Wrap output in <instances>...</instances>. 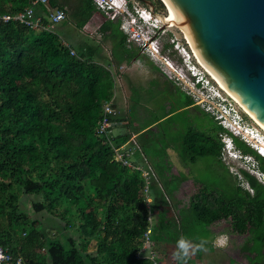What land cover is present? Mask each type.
<instances>
[{"label":"trees","instance_id":"obj_1","mask_svg":"<svg viewBox=\"0 0 264 264\" xmlns=\"http://www.w3.org/2000/svg\"><path fill=\"white\" fill-rule=\"evenodd\" d=\"M33 1L0 0V15H14ZM49 5L65 9L58 0H49ZM36 11L46 13L42 6ZM96 12L92 0H76L69 17L83 29ZM115 22L108 20L100 32L113 43L112 60L121 64L136 54L127 46L120 21ZM65 39L56 29L36 31L15 21L0 24V248L13 258L6 264L18 259L21 264H161L162 254H170H159L161 248L171 246L174 254L181 237L214 251L204 240L221 221H228L232 233L245 235L249 244L254 242L244 250L264 258V185L244 170L253 194L233 182L210 189L194 180L200 183L197 192L177 216H167L168 197L185 180L172 172L170 145L184 166L207 158L209 168L216 166L229 176L222 163L224 129L199 111L203 126L185 125L173 137V112L140 120L133 117V104L129 115L114 119L115 128L124 131L116 132L114 140L119 145L132 143L133 136L142 135L141 146L129 144L130 160L150 171L144 177L141 170L123 166L115 160L111 144L96 133L104 104L115 98L114 75L100 62L102 48L71 45ZM176 91L186 97L184 108L198 109L190 97ZM181 112L197 115L191 109ZM159 131L162 140L156 137ZM234 142L244 155L254 157L264 174V159L244 142ZM155 173L164 184L163 193L157 189ZM156 214L159 221L150 223L148 218ZM149 228L151 242L143 251ZM92 241H96L94 252L89 251ZM202 248L195 260L188 256L185 264H201L196 259L201 261ZM156 253L159 256L152 259Z\"/></svg>","mask_w":264,"mask_h":264},{"label":"rangeland","instance_id":"obj_2","mask_svg":"<svg viewBox=\"0 0 264 264\" xmlns=\"http://www.w3.org/2000/svg\"><path fill=\"white\" fill-rule=\"evenodd\" d=\"M75 1L76 0H58V4L63 3L67 8L68 16L64 22L56 26V30L63 36H67L69 41L67 39L65 40L68 44L77 45L87 43L94 46H101L103 50L102 56L103 59H105L100 62L105 64L108 69L112 71L115 78V103L117 106V112H119L118 115H129V111H131L130 109L132 108L133 104L135 105L133 117L136 116L140 120H145L150 115L163 114L171 111L173 112L171 114L173 116L172 121H174L173 123L176 124V126L172 127V131L170 132V135L173 137L181 134L182 130L185 128V125L187 126L188 124L194 123L196 126H200V128L203 126L202 124L204 117L198 116L200 115L199 111L202 110L199 106L196 105L198 109L192 111L193 113L197 114L194 116L192 115V117H189L181 111H177L186 104V97L182 96L179 97V99L173 98V93L169 92V89L167 88L168 86L161 82L165 79L163 73L158 70L159 63L163 61L162 58L156 57V54H153L151 57V51L149 47H141L147 38H145V35H142L140 32H145V30L141 29L139 32L143 36L140 41H137V35H131L132 33L127 34L124 32L127 35V44L133 51L134 55L136 54V57L130 60L128 65L126 64L127 62H124L122 66H120L121 64H118L112 60L111 48L113 43L109 40L105 41L102 38V34L99 29L101 25L106 22L107 16L102 14L101 11H97L91 21L83 29H78L75 26V23L72 22V19L69 17V13H72ZM154 2L155 5L149 9L150 11L152 9L155 13H151L154 19L159 20V22H157L158 26L161 25L164 27L160 26L162 28L160 36L158 38H156L157 36L152 37V42L157 41L159 50H165L163 52L164 58L177 64L179 60L178 53L171 55L170 51L166 49L165 46L169 43L171 38H182V31L177 26H168L169 28H165L167 26L163 25L161 20V16L165 18L167 16L165 6L160 0H154ZM141 8H144V6L141 5ZM135 26L137 27L136 30L138 31V28H140L139 25L137 24ZM149 34H151L150 30ZM151 53L154 52L152 51ZM215 86L218 87L216 84ZM131 95H134V99L131 98ZM252 122L254 123V120H252ZM167 125L168 124L165 123L163 126L168 128ZM254 125L259 127L255 123ZM118 126H120V124H118L117 127ZM153 130H158V128L154 127ZM113 131L114 134L116 132L118 134V131L120 133L124 132L121 127H119V130L115 128ZM154 136H156V133H154ZM156 137L159 140H162L163 133L159 131ZM132 139L137 143V146H141L144 141L142 135L133 136ZM130 144H134L133 141ZM168 155L169 161L173 166L172 172L174 175L185 177V180L182 182L176 194H174L172 197H168L167 201L170 203L167 214L168 217L177 216L179 208H181L183 204H188L190 197L195 192H197L200 183H204L210 189H219L220 187L218 184L222 183L221 185L224 186L233 182L234 185L240 184L244 190H247L253 194V190L245 182L242 175V169L240 168H246L247 170H250L248 166L251 165L252 167V165L255 164L254 157L248 160L249 163H247V165L245 162L243 163L238 160L234 161L229 158L223 160L222 158V163L229 172V176H227L222 169L217 168L216 166L213 167V169L209 168V159L207 158L200 159L191 168L185 167L182 164L177 152L175 149H173V147L169 148ZM149 171L150 169L146 167L145 172L148 174ZM252 174H255L259 180L262 179L261 174L256 172H252ZM153 178L157 180L155 181L157 189L161 192H164V184L158 179L159 177H157V174ZM194 180L200 183H196ZM28 198L32 201L35 200V198L32 196H29ZM28 198L26 196L25 199L29 200ZM25 208L29 210L31 208L30 203H27ZM152 220L157 223L159 221V216L156 214ZM211 229L213 234L209 238L205 237L206 239L204 241L206 244L211 242L214 246V251H209L207 248H202L200 250L201 261L196 259L197 262H200L201 264H264L263 257L258 256L255 258V255H251L249 250H244V248H247V245L251 244L248 247L253 246L254 242L249 244L246 242L247 238L245 235H237L232 233V226L228 221H221L217 225L212 226ZM95 249L96 241H92L89 245V251L94 252ZM162 250L163 248H161L159 254H162L163 252L165 253V251L166 254H170L168 256L162 254L163 259L161 264L178 263L172 254L174 249L171 246L167 248V250ZM197 250L198 248H196L194 252H190V259L195 260ZM159 254H154V258L156 259Z\"/></svg>","mask_w":264,"mask_h":264},{"label":"built area","instance_id":"obj_3","mask_svg":"<svg viewBox=\"0 0 264 264\" xmlns=\"http://www.w3.org/2000/svg\"><path fill=\"white\" fill-rule=\"evenodd\" d=\"M92 1L97 11H101L102 14H105L108 20L120 21L121 30L127 34L132 33L131 35H137V41H140L143 38V34L145 35V38H147L149 30L150 33H153L158 37L160 36L162 26H158L157 20L154 19L151 14L152 11L146 7L141 8V5L137 0H129L126 2L123 0ZM38 6H42L46 10L44 16L37 13L36 8ZM131 7L135 10L136 14H134ZM66 19L67 14L65 9L51 8L49 0H35L30 7L21 12L14 15H0V24L15 21L32 30L53 32L56 29V26L64 22ZM145 22L151 25V29L144 27ZM137 24L142 30H145V32H140L142 35L135 28L131 27L132 25ZM165 28L169 27L167 26ZM181 34L182 38H171L169 41V44L173 46L171 49L179 55L177 64L164 58V49L159 50L158 42H152L151 37L145 39V42L141 47H149L150 51L154 52H150L151 57L153 54H156V57L158 58L161 57L163 61L159 63V71H161L169 81L179 87L181 91L190 96L195 105L199 106L203 112L211 116L214 121L224 129V132L221 134V141L223 143V160L229 158L234 161L238 160L243 163L245 162L247 165V163H249L248 160L253 158L252 156L244 155L236 147L234 139L244 142L259 156L264 158V151H262L263 147L249 137L260 135L261 140H264V131L254 125L252 122L253 119L246 114L243 108L229 94L224 92L217 82L212 79L209 73L200 66L185 33L182 31ZM64 45L69 48L67 43H64ZM71 55L76 56V52L73 49H71ZM214 83L218 87H216ZM117 117L118 112L115 107V100L113 99L112 101L105 103L103 106V115L98 121L96 128L98 137L107 140L111 144L114 149L116 161L121 162L123 166L132 168L133 170H141L144 177H148L149 172L147 174L142 166L135 165L132 160H130V157L133 155V148L129 147L130 142L119 145L114 140L115 134L113 130L116 127L114 119ZM131 141L137 146V143L133 139ZM248 168L250 170H247L246 168L240 169L249 173L252 171L253 173L256 172L261 174L262 179L259 181L264 185V174L258 171L257 162L255 161V164H253L252 167L249 165ZM147 184H149V182H147ZM145 193H148V186L146 187ZM146 203L147 205L151 203L149 197L147 198ZM148 221L152 223L151 216L148 218ZM150 235L151 228H149L144 235L143 251L148 248L151 242ZM151 258L155 259L154 256H151ZM12 259L11 255L1 249L0 264L9 263ZM16 264H21V259H18Z\"/></svg>","mask_w":264,"mask_h":264},{"label":"water","instance_id":"obj_4","mask_svg":"<svg viewBox=\"0 0 264 264\" xmlns=\"http://www.w3.org/2000/svg\"><path fill=\"white\" fill-rule=\"evenodd\" d=\"M168 2L202 62L264 124V0Z\"/></svg>","mask_w":264,"mask_h":264},{"label":"bare ground","instance_id":"obj_5","mask_svg":"<svg viewBox=\"0 0 264 264\" xmlns=\"http://www.w3.org/2000/svg\"><path fill=\"white\" fill-rule=\"evenodd\" d=\"M163 2L165 9L167 11V16H166V20L165 22L168 24L169 27H175L177 25L181 24V19L178 16L177 12L175 11V9L172 7V5L168 2V0H160ZM160 16V15H159ZM157 22H159V20H157ZM163 23V22H162ZM164 27V26H162ZM185 33V32H184ZM187 33V32H186ZM186 35V38L188 39L190 45H191V49L196 57V59L198 60V63L200 64V66H202L208 73L209 75L212 77V79L217 82V84L219 85V87L226 92L227 94H229L242 108L243 110L246 112V114H248L253 120L254 123L257 124L263 131H264V124H262L261 122H259L256 118V116L239 100L237 99L231 92H229L224 85L222 84V82L219 80V78L202 62V60L200 59L193 43L191 42L189 36ZM251 139H253L255 142L259 143V145L261 147H263L262 151H264V140H261L260 135L259 136H249Z\"/></svg>","mask_w":264,"mask_h":264},{"label":"clouds","instance_id":"obj_6","mask_svg":"<svg viewBox=\"0 0 264 264\" xmlns=\"http://www.w3.org/2000/svg\"><path fill=\"white\" fill-rule=\"evenodd\" d=\"M123 1H129V0H123ZM118 8V7H117ZM121 8V7H120ZM132 11L135 13V10L131 7ZM153 14L154 11H152ZM121 23V22H120ZM131 27L133 28H137L135 25H132ZM144 27H148L149 29H151V25H149L147 22L144 23ZM141 28H138V31L140 32ZM123 31V30H122ZM124 32V31H123ZM125 34V33H124ZM156 36L155 34L151 33L147 36L148 37H154ZM158 38V36L156 37ZM235 140V139H234ZM222 142V141H221ZM261 157V156H260ZM262 158V157H261ZM264 159V158H263ZM250 174V173H249ZM251 175H253L251 173ZM255 176V174L253 175ZM257 178V176H255ZM259 180V178H257ZM261 182V181H260ZM176 247H177V251L173 254L175 259L177 260L178 264H185V261L187 259V257L189 256L190 252H194L196 250V248H202L203 247V243L201 242V244L199 245H194L191 241L185 239L184 237H181L177 240L176 242Z\"/></svg>","mask_w":264,"mask_h":264},{"label":"crops","instance_id":"obj_7","mask_svg":"<svg viewBox=\"0 0 264 264\" xmlns=\"http://www.w3.org/2000/svg\"><path fill=\"white\" fill-rule=\"evenodd\" d=\"M54 9H61V8H59V7H56V8H54ZM65 9H67L66 7H65ZM164 76V75H163ZM164 80L163 81H161L162 83H164L165 85H167L168 87V89H169V92L170 93H173L172 94V97L173 98H175V99H179V97H181L178 93H177V91H176V88H178L179 89V91H181V89L179 88V87H177L176 85H174L171 81H169L165 76H164ZM160 79H162V78H160ZM181 93L182 94H184V95H186V96H188L186 93H184L183 91H181ZM188 97H190V96H188ZM191 98V97H190ZM192 99V98H191ZM114 100H116L115 98H114ZM193 100V99H192ZM116 104V103H115ZM193 106H196L195 104L193 105ZM197 107V106H196ZM187 110V109H191L192 111L193 110H195L196 108L195 107H189V108H184V106L182 107V109H178V111H184V110ZM202 111V110H201ZM193 113V112H192ZM205 113V112H204ZM194 114V113H193Z\"/></svg>","mask_w":264,"mask_h":264},{"label":"flooded vegetation","instance_id":"obj_8","mask_svg":"<svg viewBox=\"0 0 264 264\" xmlns=\"http://www.w3.org/2000/svg\"><path fill=\"white\" fill-rule=\"evenodd\" d=\"M147 1L149 2H151L152 4H153V6L155 5V2H154V0H137V2H139L141 5H143L144 7H146V8H150V6L148 5V3H147ZM106 22H108V19H106ZM106 22H104V23H106ZM112 22H114V23H116L115 21H112ZM103 23V24H104ZM101 27H102V25H101ZM100 27V28H101ZM99 28V29H100ZM162 31V29L160 30V32ZM102 34V33H101ZM102 36V38H103V34L101 35ZM104 39V38H103ZM110 41V40H109ZM127 46H128V48H129V45L127 44ZM99 47H101V46H99ZM167 47H168V50L170 51V53H171V55H173L175 52L171 49V48H173V46H171L169 43L167 44ZM102 55H103V50H102ZM105 59V58H104ZM103 59V60H104ZM134 59V58H133ZM129 61L130 60H125L124 62H127L126 64L128 65L129 64ZM123 62V63H124ZM123 63H121V65L120 66H122V64ZM131 98H132V95H131ZM195 114V113H194ZM201 115V114H200ZM163 120H165V119H163ZM170 147H171V145H170ZM169 150V149H168ZM167 150V151H168ZM192 166H193V164H191V163H189V164H187L185 167H191L192 168ZM233 184V183H232ZM239 185V184H238Z\"/></svg>","mask_w":264,"mask_h":264}]
</instances>
